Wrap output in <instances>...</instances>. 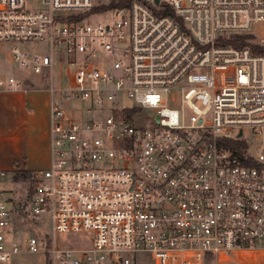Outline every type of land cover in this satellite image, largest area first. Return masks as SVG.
Returning <instances> with one entry per match:
<instances>
[{
  "label": "built area",
  "instance_id": "built-area-1",
  "mask_svg": "<svg viewBox=\"0 0 264 264\" xmlns=\"http://www.w3.org/2000/svg\"><path fill=\"white\" fill-rule=\"evenodd\" d=\"M114 1L0 0V91L48 94V163L30 170L25 206L27 188L15 201L14 171L0 169V263L43 252L46 264H264V0L102 9ZM107 11L124 15L88 22ZM45 37L49 53L29 47ZM98 46L110 64L93 61ZM62 47L71 69L37 86ZM238 139L253 165L233 153ZM65 231H88L92 246L57 247Z\"/></svg>",
  "mask_w": 264,
  "mask_h": 264
},
{
  "label": "crops",
  "instance_id": "crops-1",
  "mask_svg": "<svg viewBox=\"0 0 264 264\" xmlns=\"http://www.w3.org/2000/svg\"><path fill=\"white\" fill-rule=\"evenodd\" d=\"M48 94L0 91V169L36 170L48 162Z\"/></svg>",
  "mask_w": 264,
  "mask_h": 264
},
{
  "label": "rangeland",
  "instance_id": "rangeland-1",
  "mask_svg": "<svg viewBox=\"0 0 264 264\" xmlns=\"http://www.w3.org/2000/svg\"><path fill=\"white\" fill-rule=\"evenodd\" d=\"M37 0H26V6L28 9H32L37 6ZM124 14H115L113 12H103V13H94L89 15L88 22L91 24L96 23H110L111 25L114 24L118 19H120ZM100 39L97 40L99 42ZM105 40L108 42L110 39L109 37H106ZM245 41L252 47H255V40L249 38H246ZM29 47L31 46L35 51L40 53H49V44L47 37H45L43 40L38 41L36 44H28ZM117 55H110L107 53V51L98 46L97 47V53L96 57L93 58V61L98 62H106L107 64H110ZM53 66L50 72L47 70L43 71L41 74L42 77H36L33 76V81L38 84H43L44 78H49L51 75L52 77V84L53 86H57L59 82L61 81V77L65 74L66 70H70L72 66L69 64H61V62L65 61V48H54L53 49ZM84 60L83 54H77L75 61L77 65H80ZM1 64L5 69V72L8 74L16 75L17 73L21 74L28 73L27 70H23L21 68H17L15 66H12L9 64L5 59L1 60ZM32 81V82H33ZM45 83V82H44ZM40 84V85H41ZM32 86H36L35 84ZM46 89V88H45ZM125 103H129L128 100H125ZM150 115L153 114V112H149ZM246 132V131H245ZM250 136V135H248ZM47 161L43 159V165L44 167L47 166ZM43 167V168H44ZM32 183L30 181H25L22 183L17 184H11L10 186L13 188V195L15 201L23 200L25 196V191L27 187L31 188ZM41 229L43 232H49L52 238V233L50 231V225L49 221H45L43 225L41 226ZM53 240L57 247L61 248H73V249H81V248H87L92 246V235L88 231H65V232H56L53 234ZM141 263L140 264H153L152 261L149 259V257L142 255L141 256ZM213 259L211 257H207L203 264H213ZM0 264H46L45 263V256L43 252L38 253H20L19 255L14 256L10 261H7L5 263ZM252 264H255L252 262Z\"/></svg>",
  "mask_w": 264,
  "mask_h": 264
},
{
  "label": "trees",
  "instance_id": "trees-1",
  "mask_svg": "<svg viewBox=\"0 0 264 264\" xmlns=\"http://www.w3.org/2000/svg\"><path fill=\"white\" fill-rule=\"evenodd\" d=\"M130 0H117V1H114V2H111L110 4H108L107 6L103 7L102 9H110V8H116V7H125L128 3H129ZM101 9V8H100ZM96 11V10H99V8H95V9H92V11ZM245 36H235L233 37L231 40L228 41L229 44L233 45L234 47H241V46H244V45H247L248 43L245 41ZM255 51H262L260 49H257L256 47H253ZM231 145V148L233 150V153L236 154L239 158H241L242 160H244L243 158V154H244V150H245V143L244 141L242 140H235V141H232L230 143ZM245 163L247 164H251L253 165L254 163L249 161V160H244ZM30 175H31V172L30 170L28 169H16L14 170V173H13V180L14 182L17 184L18 182L19 183H22V182H25V181H29V178H30ZM31 188L30 187H27V194H26V198H25V201L24 202H21V205L22 206H25L30 195H31Z\"/></svg>",
  "mask_w": 264,
  "mask_h": 264
},
{
  "label": "water",
  "instance_id": "water-1",
  "mask_svg": "<svg viewBox=\"0 0 264 264\" xmlns=\"http://www.w3.org/2000/svg\"><path fill=\"white\" fill-rule=\"evenodd\" d=\"M241 134L239 133L237 136L239 137ZM17 208L19 207V204H17V206H16Z\"/></svg>",
  "mask_w": 264,
  "mask_h": 264
}]
</instances>
